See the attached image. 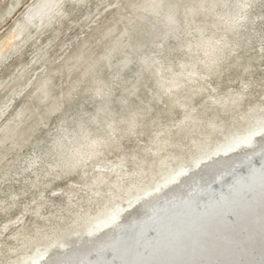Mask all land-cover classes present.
<instances>
[{
  "label": "rangeland",
  "instance_id": "1",
  "mask_svg": "<svg viewBox=\"0 0 264 264\" xmlns=\"http://www.w3.org/2000/svg\"><path fill=\"white\" fill-rule=\"evenodd\" d=\"M14 1L0 0V41L36 2L19 0L7 13ZM140 1L61 0L53 18L1 60L0 113L6 109L0 126L21 109L19 129L27 139L0 167V207L7 203L0 208L1 260L15 237L62 228L89 200L101 201L109 188L120 192L134 177L131 169L157 170L154 152L156 159L187 156L195 142L212 144L238 127L241 115L264 105V0H185L187 24L174 15L159 25L162 40L121 49L112 66L104 62L94 72L93 63L119 45ZM45 80L43 96L37 86ZM141 108L151 110L146 118ZM133 120L135 131L128 127ZM84 137L98 144L76 163L74 149L83 156L90 149Z\"/></svg>",
  "mask_w": 264,
  "mask_h": 264
},
{
  "label": "bare ground",
  "instance_id": "2",
  "mask_svg": "<svg viewBox=\"0 0 264 264\" xmlns=\"http://www.w3.org/2000/svg\"><path fill=\"white\" fill-rule=\"evenodd\" d=\"M35 1L28 11L26 10L24 19L16 21L9 33L0 41V62L14 50L15 44L17 46V43L19 44L27 36L34 34L42 24L53 18V11L60 5L61 0ZM184 1L141 0L137 5L140 11L136 17L129 20L128 28L121 32L119 45L107 48L104 61L94 62L91 69L94 72L98 71L104 62L112 66L114 58L121 52V49L126 52L134 51V47L146 45L154 38L162 40L159 25H162L164 21L171 23L174 15H178L179 25L187 24L188 13L184 7ZM18 2L19 0H15L7 9V13H10ZM240 7L244 9L247 4L243 3ZM239 17L241 18V16ZM214 59L215 56L212 52L208 55L209 67H211L210 63L215 61ZM188 79L191 77L189 76ZM48 84V81L45 80L37 86L43 96L48 92ZM166 90L168 87L164 89L163 93ZM4 109L0 113V119L4 115ZM261 109L262 111H260ZM24 115L23 110L19 109L12 118L0 126L1 168V163L5 161L9 152L13 149H21V142L27 140L23 137L25 133L20 131V123H18V121L25 120ZM261 120H264V105L241 115L238 127L226 131L222 134L221 139L212 142V144L205 141L198 145L195 142L194 150L187 156L156 159V152H154L151 159L155 163H160L157 170L144 173L142 169H131L134 177L120 192L109 188L101 201L89 200L91 206H87L85 209H76L66 226L49 228L48 231L36 230L34 234L22 236L19 239L15 237L16 243L8 246L9 254L3 260L0 259V264L105 263L103 253L113 242L130 237L135 233L137 236L144 237L145 234H149L145 225L153 217L163 215L172 207L186 206L192 198L202 202V196L208 197L209 194L213 195L217 191L216 182L226 180L235 174L240 176L241 166L257 168L253 158L264 156V127L261 126ZM131 125L132 123H129L128 127ZM205 137L208 138V135ZM84 139L83 142L87 143V148L90 146V149L85 151V156H83V150L76 147L74 150L80 157V159H75L76 163L87 159L89 155L91 156L92 152H95L92 146L95 147L98 144L93 137L88 139L84 137ZM23 144L25 143L23 142ZM95 149L97 150V148ZM70 156L72 155L70 154ZM72 159L70 161H73ZM37 162V159L34 158L29 167L33 169ZM57 166L50 165L49 167L53 170ZM96 167L101 170L104 166L96 165ZM112 167V171H117V166L113 165ZM260 171L263 172V170ZM2 182L0 177V184ZM99 182V175H96L93 178V183ZM5 184L7 183L5 182ZM5 205L3 204L4 208ZM4 208L1 209L4 210ZM146 230L148 232H145Z\"/></svg>",
  "mask_w": 264,
  "mask_h": 264
},
{
  "label": "water",
  "instance_id": "3",
  "mask_svg": "<svg viewBox=\"0 0 264 264\" xmlns=\"http://www.w3.org/2000/svg\"><path fill=\"white\" fill-rule=\"evenodd\" d=\"M253 160L202 202L153 217L144 237L113 242L99 264H264V156Z\"/></svg>",
  "mask_w": 264,
  "mask_h": 264
},
{
  "label": "snow or ice",
  "instance_id": "4",
  "mask_svg": "<svg viewBox=\"0 0 264 264\" xmlns=\"http://www.w3.org/2000/svg\"><path fill=\"white\" fill-rule=\"evenodd\" d=\"M261 45H262L261 51H262V53H264V37H262ZM85 47H87V46H85ZM261 62L264 63V57H262ZM250 71H251L250 68H244V72L245 73H248ZM262 71H264V69H262ZM260 83H261L262 86H264V78L261 79ZM249 86H250L249 84H245V85H243V89H247ZM140 111L144 112V116L146 118L147 115L150 114L151 110L150 109L145 110V109L141 108ZM137 118H139V117H137ZM260 123H261V126L264 127V120H261ZM136 127H137L136 122H135V120H133L130 130H134ZM98 264H99V262H98Z\"/></svg>",
  "mask_w": 264,
  "mask_h": 264
}]
</instances>
